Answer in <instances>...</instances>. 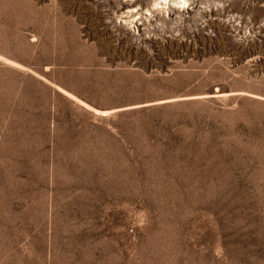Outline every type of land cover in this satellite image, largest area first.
<instances>
[{"label":"rangeland","instance_id":"1","mask_svg":"<svg viewBox=\"0 0 264 264\" xmlns=\"http://www.w3.org/2000/svg\"><path fill=\"white\" fill-rule=\"evenodd\" d=\"M0 264H264V0H0Z\"/></svg>","mask_w":264,"mask_h":264}]
</instances>
